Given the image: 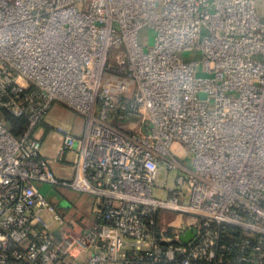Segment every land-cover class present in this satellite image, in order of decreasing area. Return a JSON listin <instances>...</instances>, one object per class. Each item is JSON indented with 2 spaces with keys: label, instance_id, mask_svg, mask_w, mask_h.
<instances>
[{
  "label": "built area",
  "instance_id": "2783aa9c",
  "mask_svg": "<svg viewBox=\"0 0 264 264\" xmlns=\"http://www.w3.org/2000/svg\"><path fill=\"white\" fill-rule=\"evenodd\" d=\"M54 103L85 126L58 128L51 159L34 134ZM48 185L91 195V226L66 221ZM0 264H264L257 0H0Z\"/></svg>",
  "mask_w": 264,
  "mask_h": 264
},
{
  "label": "rangeland",
  "instance_id": "374dc122",
  "mask_svg": "<svg viewBox=\"0 0 264 264\" xmlns=\"http://www.w3.org/2000/svg\"><path fill=\"white\" fill-rule=\"evenodd\" d=\"M151 36V32L148 29H141L138 34V42L144 43L147 38ZM112 56L116 54L115 51H111ZM196 52L192 53V56H195ZM45 122L46 124H42ZM43 122L38 125V127L41 129L47 128V139L46 144L52 145L53 143L55 145H58L62 141V132L56 130V128H62L66 131L71 132L75 136L80 135L83 132L84 126H85V117L74 111L73 109L61 104V103H54L51 108L46 113L45 117L43 118ZM42 125H45L47 127H43ZM37 136H41L40 132L38 131ZM34 134V135H36ZM51 151L55 152V149L52 148ZM180 161L184 162V164L188 167L192 164V159L189 154V149L187 146H182L180 148V151L178 152L177 156ZM65 159H70L72 161V155L67 154L65 155ZM60 162L59 165L62 167V172H56L58 176L61 177H69L71 175V167L68 166L67 163ZM180 172H183L179 169L169 171L164 177V172L160 171L158 176V182L161 184L163 183L164 186L161 189L156 190V195L158 197H164L167 194L168 189L175 187V178L177 174ZM55 196H52L51 194H48L46 197L48 201L51 203H56L58 205V197L60 195H64L66 198L70 199V196L72 195L76 200L74 203L63 204L61 203V207H59L61 210L60 212L64 213V218L66 221H69L70 219L77 222L82 227H89L94 222V217L92 214V196L87 193H81L75 190H72L70 188H63L60 186H55ZM48 188H53L50 185H48ZM70 192V193H68ZM58 196V197H57ZM62 202V201H61ZM60 203V202H59ZM174 215L172 213H169L168 211H161L160 215Z\"/></svg>",
  "mask_w": 264,
  "mask_h": 264
},
{
  "label": "crops",
  "instance_id": "0c3cea01",
  "mask_svg": "<svg viewBox=\"0 0 264 264\" xmlns=\"http://www.w3.org/2000/svg\"><path fill=\"white\" fill-rule=\"evenodd\" d=\"M257 8H258V10L259 11H263L264 10V0H257ZM42 124H46L45 122H43ZM43 127H47V126H45V125H42ZM56 130H58L59 131V129L58 128H56ZM40 132V134H41V136H39L38 135V137L41 139V144H42V151H43V153L47 156V157H49V158H53V156H54V151L52 152L51 151V149L52 148H54L55 149V144L53 143L52 145H47L46 144V139H47V128L45 129H41L40 130V128L37 126L36 127V129H35V134L37 133V132ZM36 136H37V134H36ZM67 154H71L70 152L69 153H67ZM66 154V155H67ZM72 155V154H71ZM59 163L60 162H56V161H53L52 160V167H53V169L55 170V172H59V173H61L62 172V167L59 165ZM63 163H67L68 164V166H71V160L70 159H65L64 161H63ZM63 163H61L62 165H63ZM60 187H63V186H60ZM56 189V187H53V188H48V186H44V192H45V194H46V196L48 195V194H51L52 196H55V191H53V189ZM63 188H66V187H63ZM54 189V190H55ZM68 193H70V192H68ZM58 197V196H57ZM75 198L71 195L70 196V199H68V198H66L64 195H60V197H58V205H56V203L54 204V203H52L53 205H54V207L59 211V210H61L59 207H61V203H63V204H68V205H70V203H74L75 202ZM62 201V202H61ZM60 202V203H59ZM60 212V211H59ZM60 213H62V212H60ZM63 215H64V213H62Z\"/></svg>",
  "mask_w": 264,
  "mask_h": 264
},
{
  "label": "trees",
  "instance_id": "16d2710c",
  "mask_svg": "<svg viewBox=\"0 0 264 264\" xmlns=\"http://www.w3.org/2000/svg\"><path fill=\"white\" fill-rule=\"evenodd\" d=\"M6 122L10 125L11 130L16 134H21L25 128L26 120L24 118H16L7 113H2Z\"/></svg>",
  "mask_w": 264,
  "mask_h": 264
},
{
  "label": "water",
  "instance_id": "95a60500",
  "mask_svg": "<svg viewBox=\"0 0 264 264\" xmlns=\"http://www.w3.org/2000/svg\"><path fill=\"white\" fill-rule=\"evenodd\" d=\"M191 233H192V230H188V231H186V232L184 233L182 239H183L184 241H187V239L190 237V234H191Z\"/></svg>",
  "mask_w": 264,
  "mask_h": 264
}]
</instances>
